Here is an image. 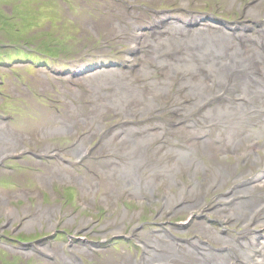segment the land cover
Instances as JSON below:
<instances>
[{"label":"rangeland","instance_id":"obj_1","mask_svg":"<svg viewBox=\"0 0 264 264\" xmlns=\"http://www.w3.org/2000/svg\"><path fill=\"white\" fill-rule=\"evenodd\" d=\"M9 2H10V0H8ZM31 1H33V0H23V4L25 5V6H27V7H29V9H31V10H33V11H35L31 6H30V2ZM50 4V3H49ZM48 4V5H49ZM49 8H47V10H48ZM6 10H7V8H6ZM18 10H19V7H18ZM48 14H50V15H52V16H54V14L52 13V12H49ZM54 17H56L55 18V23H56V25L59 27V28H62L65 24H73L74 25V28H75V30H78L79 32H80V38H85L86 39V37H85V35H84V33L82 32V28H85V27H87L90 31H92L93 32V30L89 27V24L90 23H92V22H90L88 19H85V18H83V17H81V19H78V18H69L70 17V15H68V14H66L65 13V10H62V9H60L58 12H57V14L54 16ZM49 18H52V17H49ZM48 18H46V19H44L43 20V22H45L46 20H47ZM45 23H47V22H45ZM96 30V29H95ZM36 35L37 34H35V33H33L31 30H30V33L28 34V35H26V37H28V38H30L31 39V36H33L34 38L33 39H35L36 38ZM58 35H63L62 34V30L60 31V34H58ZM86 41H87V39H86ZM79 44V43H78ZM6 48H0V50H5ZM24 75H23V78L25 79V81L26 82H28V83H30L31 85H33L37 90H38V84L37 83H35V81H34V79H37L38 81H39V83H45V87L44 88H46L47 87V82H45V80H44V78L43 77H39V76H37L36 75V72L35 73H33V74H29V73H23ZM7 85L8 86H10V87H12V89H13V93L14 94H16V95H18L19 96V98L20 99H22L23 100V98H25V100H23L24 102H25V104H27V105H37L36 106V108H39V112H38V115H37V117L36 118H31L30 119V116H28V115H23V113H21V115L23 116V124L22 125H18V124H16L15 125V127H17L19 130H22V128L21 127H28L29 129H31V130H35V129H38L39 127H37L38 126V124L37 125H34L33 123L34 122H40L39 124H42L43 126H45V125H47V123H45V122H41V121H43V119L44 118H46L45 117V109H44V107H42L41 105H38V103L37 102H35V100L36 99H39V98H34V97H32L31 95H30V93L28 92V90L26 89V88H21V83L20 82H18L17 80H14V78L13 77H11V79L9 80V78H8V80H7ZM56 93H59V91H58V89L56 90ZM18 98V99H19ZM18 99H15L14 98V100H15V102L17 103V100ZM49 112H50V116H51V118H55V116L53 115V113H52V111L51 110H49ZM30 125H32V128H30ZM53 133H60V132H58V131H54ZM12 173V172H11ZM19 174H22V173H19ZM7 174H2V176L3 177H5ZM12 177L13 178H11V179H14V180H18V181H25V177L24 176H22V175H12ZM17 181V182H18ZM74 205H69V206H65L64 208L66 209V210H71V207H73ZM82 218H89V217H87V216H82V215H80V213H77V215H76V219H77V222L80 220V219H82ZM107 218V217H106Z\"/></svg>","mask_w":264,"mask_h":264},{"label":"bare ground","instance_id":"obj_2","mask_svg":"<svg viewBox=\"0 0 264 264\" xmlns=\"http://www.w3.org/2000/svg\"><path fill=\"white\" fill-rule=\"evenodd\" d=\"M115 76V74L114 75H112V78ZM55 127L58 129V130H60V131H66L67 129H69V124H65V123H63L61 120H56L55 121ZM55 171H60L59 170V167H56L55 166V169H54ZM77 181L84 187V192L86 193L87 191H89L90 189H89V186H88V184L84 181V180H80V179H77ZM87 185V186H86ZM171 195H168L167 197H165L164 198V203L165 204H169L170 203V201H171ZM127 216V214L125 213V212H122V214H121V216H120V218L121 219H123L124 217H126ZM130 218H132V217H130ZM82 221V224H86L87 223V220H81ZM163 238V235H160L159 237H157V239H158V241L160 242L161 241V239ZM183 252H186L185 250L184 251H182V253L181 254H183ZM171 254H173V255H179V254H177L175 251H173V250H171ZM194 257H196V255H194Z\"/></svg>","mask_w":264,"mask_h":264}]
</instances>
